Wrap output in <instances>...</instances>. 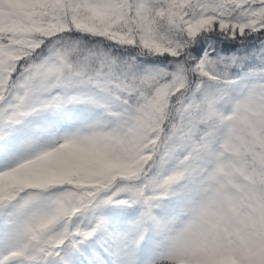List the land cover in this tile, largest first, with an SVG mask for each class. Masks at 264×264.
<instances>
[{"label": "snow or ice", "instance_id": "obj_1", "mask_svg": "<svg viewBox=\"0 0 264 264\" xmlns=\"http://www.w3.org/2000/svg\"><path fill=\"white\" fill-rule=\"evenodd\" d=\"M0 264H264V0H0Z\"/></svg>", "mask_w": 264, "mask_h": 264}]
</instances>
